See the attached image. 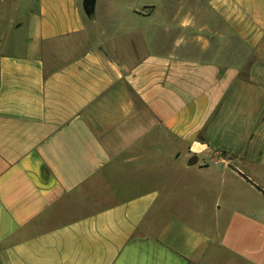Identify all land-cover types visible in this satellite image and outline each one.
<instances>
[{
  "label": "crops",
  "instance_id": "obj_1",
  "mask_svg": "<svg viewBox=\"0 0 264 264\" xmlns=\"http://www.w3.org/2000/svg\"><path fill=\"white\" fill-rule=\"evenodd\" d=\"M263 191L264 0H0V264H264Z\"/></svg>",
  "mask_w": 264,
  "mask_h": 264
},
{
  "label": "water",
  "instance_id": "obj_2",
  "mask_svg": "<svg viewBox=\"0 0 264 264\" xmlns=\"http://www.w3.org/2000/svg\"><path fill=\"white\" fill-rule=\"evenodd\" d=\"M96 0H84V8L88 15L92 14L94 12ZM198 162V157L195 156L190 161V165H195Z\"/></svg>",
  "mask_w": 264,
  "mask_h": 264
},
{
  "label": "rangeland",
  "instance_id": "obj_3",
  "mask_svg": "<svg viewBox=\"0 0 264 264\" xmlns=\"http://www.w3.org/2000/svg\"><path fill=\"white\" fill-rule=\"evenodd\" d=\"M24 8H25V6L22 7L23 10H24ZM257 183H258V182H257ZM258 184L260 185V183H258ZM260 186H262V185H260Z\"/></svg>",
  "mask_w": 264,
  "mask_h": 264
},
{
  "label": "trees",
  "instance_id": "obj_4",
  "mask_svg": "<svg viewBox=\"0 0 264 264\" xmlns=\"http://www.w3.org/2000/svg\"><path fill=\"white\" fill-rule=\"evenodd\" d=\"M258 189H260L259 187H257ZM261 190V189H260ZM262 191V190H261ZM263 193H264V191H263Z\"/></svg>",
  "mask_w": 264,
  "mask_h": 264
}]
</instances>
